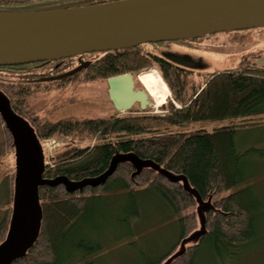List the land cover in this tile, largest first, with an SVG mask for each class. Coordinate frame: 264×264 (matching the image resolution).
Listing matches in <instances>:
<instances>
[{
	"label": "trees",
	"instance_id": "1",
	"mask_svg": "<svg viewBox=\"0 0 264 264\" xmlns=\"http://www.w3.org/2000/svg\"><path fill=\"white\" fill-rule=\"evenodd\" d=\"M111 1L117 0H0V14ZM212 34L171 42L192 45ZM148 45L99 52L104 56L98 62L102 66L88 70L93 75L110 76L148 68L145 66L150 62L143 49ZM160 69L174 99L173 104L161 107L165 111L162 115L137 109L104 118L52 121L28 109L31 85L19 82L31 77L25 72L31 68L0 66V74L5 72L12 80H0V91L11 111L27 121L38 141L50 136H76V143L57 152L51 164L43 162L42 180L37 185V237L8 264H106L100 253L118 244L134 243L132 238L137 239L147 226L159 221L174 227L171 243L156 256H142L132 264H199L202 250L207 262L222 264L255 239L264 196L256 191L251 179L257 163L264 161V146L253 143L243 147L238 139L243 130L264 127V65L242 62L235 68L210 72L199 84L188 80L193 70ZM211 124L218 125L205 128ZM87 139L92 143H79ZM0 146L15 155L14 136L1 114ZM129 152L153 160L162 171L136 169L125 160H117L109 169L116 153ZM104 172L103 180L93 181ZM170 173L184 176L203 199L236 189L207 208L198 241L168 260L197 226L194 212L175 219L176 214L195 204V197ZM71 182L75 183L69 186ZM6 193V204H12L11 186ZM11 211L12 205L0 221V242Z\"/></svg>",
	"mask_w": 264,
	"mask_h": 264
},
{
	"label": "water",
	"instance_id": "2",
	"mask_svg": "<svg viewBox=\"0 0 264 264\" xmlns=\"http://www.w3.org/2000/svg\"><path fill=\"white\" fill-rule=\"evenodd\" d=\"M260 26H264V0H117L51 11L1 13L0 66L58 60L142 43ZM87 63L80 61L71 70L37 81L71 76L85 68ZM106 84L108 98L116 112L129 110L136 102L140 110L146 108L149 96L144 89L134 88L129 72L108 76ZM0 114L14 136V143L16 137L22 142V155L34 170L33 182L20 190L16 197L13 195L14 203L19 204L23 229L27 234L18 248L7 250L13 258L25 252L34 241L25 219L22 197L27 189L37 192L44 163L33 129L26 120L11 111L1 91ZM14 207L12 205V209ZM39 218L37 205L38 223ZM2 251L5 250L0 249V253Z\"/></svg>",
	"mask_w": 264,
	"mask_h": 264
},
{
	"label": "rangeland",
	"instance_id": "3",
	"mask_svg": "<svg viewBox=\"0 0 264 264\" xmlns=\"http://www.w3.org/2000/svg\"><path fill=\"white\" fill-rule=\"evenodd\" d=\"M194 47V50L186 47H173L178 52H185L184 57L187 59H196L199 67H193L194 71L189 75V82L200 83L210 73L225 68H235L242 62H256L264 65V26L244 29L241 31H221L212 34L210 37H203ZM179 55V54H177ZM193 58V59H192ZM162 84L164 83L160 74L156 70H152ZM88 70L74 77L58 82H46L32 87V92L28 95V109L31 113H36L43 120H60L74 119L82 120L85 118H104L112 115H125L134 113L138 110L133 105L129 110L116 112L108 98V88L106 78L108 76L93 75ZM139 72H137L138 74ZM1 72L0 80L4 83H11V78ZM141 73L138 74V76ZM1 82V83H2ZM165 84V83H164ZM163 84V85H164ZM137 88H143L140 82H135ZM166 99H173L166 85ZM35 89V91H34ZM178 106V104L175 103ZM151 98L150 103L144 109L146 113L163 114L165 111L161 109ZM264 121V120H263ZM218 124L205 125V128L211 129L212 126ZM93 140H83L81 144H91ZM242 141V142H241ZM78 142V141H77ZM238 142L245 147L249 144L264 146V127L261 129L243 130L239 133ZM76 143V136L72 138H62L60 136H50L39 139L41 144L43 162L51 164L54 155L67 147ZM17 152L4 151L0 146V221L5 216V210L11 205L12 209L8 229L4 239L0 242V249L5 250L0 253V264H8L12 259L11 254L7 252L9 249L18 248L22 240H26L27 234L23 229L21 210L17 202L6 204L8 188L11 186L13 195L16 197L20 190L27 187L34 180V170L26 163L25 157L22 155V142L18 137L15 139ZM117 160H125L132 163L136 169L148 167L157 171H162V167L151 159H142L135 154L116 153L110 163L109 169L114 166ZM256 174L251 179L256 191L264 196V161L257 163L255 166ZM108 169V170H109ZM107 170V171H108ZM106 171V172H107ZM106 172L100 176L93 178L102 180ZM172 177L178 180L193 194L195 204L179 214L175 215V219L187 213L194 212L197 219V226L178 246L176 251L168 258H173L178 252L185 249L188 245L198 241L200 233L204 230V216L209 206L213 205L215 199L220 196L227 195L235 188L224 191L220 194L210 195L208 198H201L196 190L189 184L188 180L182 176L170 173ZM11 180V181H10ZM8 185L6 182H8ZM75 182H71L72 186ZM23 209L26 222L29 226L33 240L36 239L39 231V223L37 221V192L35 189H27L22 197ZM264 203V198H263ZM261 218L256 225L255 239L246 245L233 259L222 264H264V204L260 209ZM161 215L165 212H159ZM157 216V215H155ZM148 217L147 219H149ZM162 220V218H161ZM149 221V220H148ZM167 221L153 222L150 227H146L144 233L131 239L134 243L118 244L111 249L100 253L102 263L106 264H132L137 258L142 256L154 257L164 250L174 238V227L167 226ZM199 264H215L206 260L203 250L199 252ZM141 264V261H140ZM165 264H167L165 262Z\"/></svg>",
	"mask_w": 264,
	"mask_h": 264
},
{
	"label": "flooded vegetation",
	"instance_id": "4",
	"mask_svg": "<svg viewBox=\"0 0 264 264\" xmlns=\"http://www.w3.org/2000/svg\"><path fill=\"white\" fill-rule=\"evenodd\" d=\"M194 44L190 45L188 43H178V42H171V41H162V42H154V43H148V46H144V54H146V57L148 59V62H150L149 65L145 66L148 68L142 69L138 71L139 73H143L146 71H152L153 68L154 70L157 71V73L160 74V67H181L183 69L187 70H193V67H199V62L194 61L196 59H187V57H184L182 54H186L185 52H178L176 49L174 50L173 47H186V48H191L194 50V47L197 43L193 42ZM179 54V55H177ZM104 56L99 53V52H91V53H84L81 55L73 56V57H68L69 59L67 61H64L66 58L58 59V60H49V61H44V62H35V63H28V64H21V65H8L7 67L10 68H21V69H26V68H31V70H28L25 72L31 73V77L27 78H21L19 83L22 84H30L31 85V92H32V87H36L39 84L46 83V82H58V81H64L66 79H69L71 77H74L76 74H81L85 71H88L89 68L92 67H101L102 65L98 63L99 61L102 60ZM81 62H88L87 66L75 74L59 79V80H52V81H37L40 78L43 77H48V76H55L58 74H61L63 72H66L68 70L73 69L74 67L78 66L79 63ZM64 67V68H62ZM124 73V72H123ZM134 80V88L139 89L136 87L135 82H138V74L137 72H129ZM161 76V75H160ZM162 78V77H161ZM163 79V78H162ZM165 83V80H163ZM163 83V84H164ZM164 85L167 86L165 83ZM143 87V86H142ZM170 95L172 96V93L170 91V88L167 86ZM142 89V88H141ZM35 91V89H34ZM149 98L148 104L150 103L151 98ZM174 99H169L167 101H164L162 104V107L165 106V104H173ZM147 104V105H148ZM135 109H139V103H134ZM161 106V105H159ZM141 111V110H140ZM143 111V110H142ZM32 125V124H31Z\"/></svg>",
	"mask_w": 264,
	"mask_h": 264
},
{
	"label": "bare ground",
	"instance_id": "5",
	"mask_svg": "<svg viewBox=\"0 0 264 264\" xmlns=\"http://www.w3.org/2000/svg\"><path fill=\"white\" fill-rule=\"evenodd\" d=\"M138 82L143 86L148 96L152 98L157 105H162L166 99V89L159 77L151 70L141 73Z\"/></svg>",
	"mask_w": 264,
	"mask_h": 264
}]
</instances>
